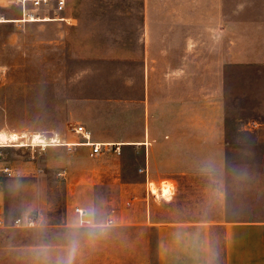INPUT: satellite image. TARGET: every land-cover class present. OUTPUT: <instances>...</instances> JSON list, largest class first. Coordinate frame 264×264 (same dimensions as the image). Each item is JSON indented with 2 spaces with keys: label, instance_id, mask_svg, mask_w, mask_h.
<instances>
[{
  "label": "crops",
  "instance_id": "0c3cea01",
  "mask_svg": "<svg viewBox=\"0 0 264 264\" xmlns=\"http://www.w3.org/2000/svg\"><path fill=\"white\" fill-rule=\"evenodd\" d=\"M75 2L4 8L0 30L45 31L13 106L46 123L0 146V264L52 261L56 231L87 227L141 233L145 264H264V0Z\"/></svg>",
  "mask_w": 264,
  "mask_h": 264
},
{
  "label": "rangeland",
  "instance_id": "374dc122",
  "mask_svg": "<svg viewBox=\"0 0 264 264\" xmlns=\"http://www.w3.org/2000/svg\"><path fill=\"white\" fill-rule=\"evenodd\" d=\"M71 2L75 0H69ZM6 4V0H3ZM52 4V2H51ZM18 16L20 10H17ZM47 13V12H46ZM11 15V13H9ZM6 29L0 30V101L9 105L10 112L6 117H1L0 122H4V126L9 128L12 133L17 130L24 129L28 132L33 128L44 129L46 119L44 116L39 117H25L20 111L14 110L13 101L16 99V88L14 83L17 82L20 74V57L27 59L34 54L22 53L19 54L20 46L30 45V41H34V45H45L46 34L44 30H24L16 24H7ZM39 56V55H38ZM44 87V86H43ZM9 133V134H12ZM1 137L0 146L3 145H22L25 144L20 139L24 135L17 137L11 141L9 134L0 132ZM29 136V135H28ZM43 141L40 136V141ZM22 142V143H20ZM30 140L27 141V143ZM39 142V141H37ZM13 151L11 150V157ZM62 190L54 191L55 206L53 212V222H60L62 207L60 205L63 194ZM79 197V196H78ZM75 208V207H74ZM75 212V209H74ZM76 213V212H75ZM78 213V212H77ZM80 213V212H79ZM78 213V214H79ZM49 214V213H48ZM95 210L93 207L89 210V215L86 218L92 220L88 223H80L79 225H96L94 223ZM45 217L42 219L45 222ZM49 221V220H48ZM141 233L118 231H100L92 227L87 228H71L66 231H56L54 233V249L53 260H41L30 263H17V264H62L68 258L69 242L71 240L77 241V248L72 256V264H145L141 253ZM39 258L45 257V251L39 254Z\"/></svg>",
  "mask_w": 264,
  "mask_h": 264
},
{
  "label": "built area",
  "instance_id": "2783aa9c",
  "mask_svg": "<svg viewBox=\"0 0 264 264\" xmlns=\"http://www.w3.org/2000/svg\"><path fill=\"white\" fill-rule=\"evenodd\" d=\"M6 2L7 3L5 5L3 0H0V22L11 20L5 19L4 8L6 7L11 9L20 8L22 20L31 21L36 19H45L46 15L61 11L65 5V0H6ZM75 131L82 134L85 139H89L88 136H86L87 131L83 125L77 126ZM33 142L34 136L31 137V143ZM87 143L92 146L91 155H95L101 151H109L113 146L109 143H91L88 141ZM77 210L81 213L80 209Z\"/></svg>",
  "mask_w": 264,
  "mask_h": 264
},
{
  "label": "clouds",
  "instance_id": "9594fccd",
  "mask_svg": "<svg viewBox=\"0 0 264 264\" xmlns=\"http://www.w3.org/2000/svg\"><path fill=\"white\" fill-rule=\"evenodd\" d=\"M77 248V241L71 240L69 242L68 258L62 262V264H72V256L74 255Z\"/></svg>",
  "mask_w": 264,
  "mask_h": 264
},
{
  "label": "bare ground",
  "instance_id": "6f19581e",
  "mask_svg": "<svg viewBox=\"0 0 264 264\" xmlns=\"http://www.w3.org/2000/svg\"><path fill=\"white\" fill-rule=\"evenodd\" d=\"M1 135L2 134H0V137H1ZM9 137H10V140L11 141H13V140H15L17 137H19V135L17 134V133H12V134H9ZM37 141H39V143L40 142H42V140L40 141V135L39 134H36V135H34V142H37ZM57 142V141H56ZM20 143H22V142H20ZM38 143V144H39ZM0 144H1V141H0ZM23 145V144H22ZM154 190H155V192H156V189L154 188ZM167 193V192H166Z\"/></svg>",
  "mask_w": 264,
  "mask_h": 264
}]
</instances>
